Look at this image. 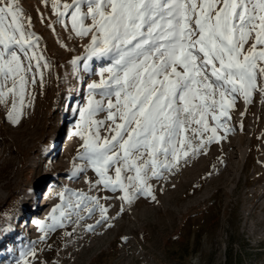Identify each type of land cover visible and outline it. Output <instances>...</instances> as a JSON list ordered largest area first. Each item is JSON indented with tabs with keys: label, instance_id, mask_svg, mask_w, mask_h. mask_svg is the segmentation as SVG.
<instances>
[{
	"label": "rangeland",
	"instance_id": "374dc122",
	"mask_svg": "<svg viewBox=\"0 0 264 264\" xmlns=\"http://www.w3.org/2000/svg\"><path fill=\"white\" fill-rule=\"evenodd\" d=\"M18 2L49 66L41 68L42 84L29 83L18 124L6 119L11 98L0 105V264H16L33 247L30 264H264V80L258 79L250 100L240 96L230 107L234 131L218 129L222 139L165 172L164 179L151 180L155 200L141 196L128 204L120 192L96 186L95 171L77 159L83 143L74 134L77 109L87 102L86 85L101 79L92 74L101 62H89V70L83 61L79 67L72 63L85 55L90 37L77 36L70 20L67 28L59 23L51 0ZM209 125L215 126L211 118ZM101 135H109L107 129ZM74 165L86 169L78 178ZM65 189L103 197L100 203L113 219L89 231L101 220L97 211L90 219L73 215L64 227L41 231L37 222L51 223Z\"/></svg>",
	"mask_w": 264,
	"mask_h": 264
},
{
	"label": "snow or ice",
	"instance_id": "6c2138e0",
	"mask_svg": "<svg viewBox=\"0 0 264 264\" xmlns=\"http://www.w3.org/2000/svg\"><path fill=\"white\" fill-rule=\"evenodd\" d=\"M51 7L59 23L67 28L70 20L77 36L90 37L74 67L83 61L89 70V62H101L92 70L100 81L86 85L87 102L77 109L74 134L83 141L77 159L95 171L96 186L120 192L128 204L141 196L155 200L151 180L222 139L218 129L234 131L230 107L240 96L250 100L264 80V0H51ZM39 42L18 0H0V105L11 98L6 119L13 124L22 118L29 83L42 84L41 68L49 66L37 52ZM100 113L105 119H96ZM105 129L109 135L102 136ZM85 170L74 165L73 177ZM65 192L51 223L37 222L41 231L97 211L101 220L89 231L113 219L103 197ZM29 256L34 247L16 264H30Z\"/></svg>",
	"mask_w": 264,
	"mask_h": 264
}]
</instances>
